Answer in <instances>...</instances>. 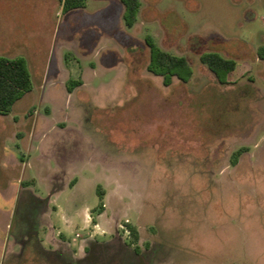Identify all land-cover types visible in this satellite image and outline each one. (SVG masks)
Instances as JSON below:
<instances>
[{
  "label": "rangeland",
  "instance_id": "374dc122",
  "mask_svg": "<svg viewBox=\"0 0 264 264\" xmlns=\"http://www.w3.org/2000/svg\"><path fill=\"white\" fill-rule=\"evenodd\" d=\"M140 1L128 26L121 0L70 9L61 0H0V55L24 57L33 82L10 112L18 118L0 129V264H66L49 242L60 230L72 243L66 252L84 255L98 185L110 230L87 250L99 264L123 251L105 243L115 232L133 240L127 221L147 263L264 264V61H255L264 0ZM99 8L109 9L104 29L94 23ZM147 36L188 58L189 81L166 85L149 70ZM60 48L68 66L60 81L87 82L71 94L51 82ZM207 51L238 67L220 82L200 59Z\"/></svg>",
  "mask_w": 264,
  "mask_h": 264
},
{
  "label": "trees",
  "instance_id": "16d2710c",
  "mask_svg": "<svg viewBox=\"0 0 264 264\" xmlns=\"http://www.w3.org/2000/svg\"><path fill=\"white\" fill-rule=\"evenodd\" d=\"M64 9L76 8L85 5L86 0H62ZM125 5L124 18L128 26H133L138 19L141 8L140 0H121ZM146 42L150 47L149 70L164 78L166 85L171 84L173 77L177 76L180 80L187 82L194 73L188 58L185 55L174 54L162 48L151 36H147ZM259 56L264 58V45L259 48ZM200 59L216 75L220 82H223V76L228 75L237 68V61L228 58L217 51H207L201 54ZM81 79L71 78L67 84L72 92L76 86L81 85ZM33 88L32 76L24 57H8L0 55V114H8L13 110L15 103ZM247 147H241L236 150L231 157L233 165L238 164L241 155ZM72 184H75L73 180ZM99 195V205L96 208L99 213L105 210V188L102 185L97 186ZM128 229L133 237L129 242L135 244V250L141 251L136 244L140 238L138 229L130 222H126Z\"/></svg>",
  "mask_w": 264,
  "mask_h": 264
},
{
  "label": "crops",
  "instance_id": "0c3cea01",
  "mask_svg": "<svg viewBox=\"0 0 264 264\" xmlns=\"http://www.w3.org/2000/svg\"><path fill=\"white\" fill-rule=\"evenodd\" d=\"M62 1V0H61ZM63 2V1H62ZM123 3V2H122ZM123 5H124V3H123ZM81 7H83V6H81ZM105 11H106V8H99V9H97L96 11H95V16H94V18H95V21H94V23H97L98 25H99V28H101V29H104L106 26H110L111 25V21L109 20V19H106V18H109V9H108V15L107 14H105ZM124 11H125V5H124V9H123V11H122V15H124ZM140 11H141V9H140ZM106 16H108V17H106ZM106 41V40H105ZM110 46V45H109ZM100 48V46H99V44H97L96 45V48H94L93 49V52H94V55H96L98 52H99V49ZM260 48V47H259ZM258 48V49H259ZM60 50H61V48H60ZM102 50V49H101ZM64 55H65V57H66V53H63L62 52V50L57 54V57L59 56L60 57V60H59V57H58V64H60L59 66V69L56 71V73H55V77H52V79H51V82H54V80H55V82H61L60 81V78H61V76L59 75V74H62V72H63V68L61 67V65L63 66V65H65V66H67L66 64H65V62H64ZM255 61H264V58H261L260 56H259V54L258 53H256V57H255ZM108 64V63H107ZM237 67H238V63H237ZM67 68H68V66H67ZM91 70H94V67H92L91 68ZM103 70V69H102ZM68 73H69V71H68ZM57 78V79H56ZM71 78H73V77H70L69 76V74L67 75V77H66V79H65V81H64V83H62L61 82V84H63V85H65L66 87H67V91L71 94L72 92H70L69 91V89H68V86H67V84H68V82H69V80L71 79ZM86 83L87 82H85V80H83V83L80 85V86H84V85H86ZM54 114H55V109L52 107V108H48V110H47V113H46V115H44V117H46L47 119H49L50 117L52 118V116H54ZM41 116V115H40ZM11 118H14V119H17L18 118V116H16V115H12L11 113H8V114H0V129H1V125H4L5 124V122H9L10 121V119ZM40 119V118H39ZM39 119L37 118V120L39 121ZM24 125H25V122H22ZM59 124H64V125H66V122L65 121H63V120H61V121H54L53 123H52V126H58ZM35 125V124H34ZM34 125H33V127H32V129H30L29 128V130H30V135H33V137L35 138V128H34ZM36 125H37V122H36ZM36 125H35V127H36ZM43 135H44V133H43ZM12 138H13V140H14V142H15V145H17V151L18 150H21L20 149V146H19V143H18V141L20 140L19 138H17V137H15V136H12ZM38 138V137H37ZM22 139H25V136L22 138ZM24 160V159H23ZM22 163H23V165H24V167L25 168H27V167H29V160H25V161H22ZM73 180H74V178L71 180V182H70V186H75L76 185V183L73 185L72 184V182H73ZM24 188H26V186L24 187ZM28 189H29V187H27ZM13 195L14 196H17L18 197V195H17V191L16 192H14L13 193ZM36 196L37 197H41V196H39V195H37L36 194ZM49 203H51V200H50V202ZM57 211H58V209H57ZM88 214V213H87ZM106 214V210L105 211H103L102 213H99V217H97V221H95L94 222V224H98L99 226L98 227H94L95 228V230L94 231H91V229H90V227H89V225H90V222L86 219V227L87 228H89V236L88 237H83V238H81V240H80V244L82 245V244H84L85 243V241H89V243H90V241H92V239L94 238V236L95 235H104V234H106V233H108L109 232V230L110 229H107V227L105 226V224L101 221V217L102 216H104ZM45 224H46V227H48V229L50 230V225H48V223L47 222H45ZM94 226V225H93ZM51 228H55L54 227V224H53V226H51ZM104 231V232H103ZM58 234H61L62 235V237H58V236H56V235H53V237L50 239V243L51 244H58V243H62V244H64V245H66L67 243H71L70 241H68L67 240V237L65 236V234H64V232L62 231V230H60L59 232H58ZM64 239V240H63ZM66 239V240H65ZM108 240H110V239H108ZM86 244V246L84 247V249L85 250H87V248L88 247H90L91 246V244ZM92 243V242H91ZM72 244V243H71Z\"/></svg>",
  "mask_w": 264,
  "mask_h": 264
},
{
  "label": "flooded vegetation",
  "instance_id": "af4514ba",
  "mask_svg": "<svg viewBox=\"0 0 264 264\" xmlns=\"http://www.w3.org/2000/svg\"><path fill=\"white\" fill-rule=\"evenodd\" d=\"M32 208H35V204L32 206ZM121 236L119 232H115L114 234V238L107 240L105 243L106 244H112L114 245V248L112 249V254H114L115 252H117V250H120L121 247H123V251L120 252V255L118 253H115L112 258H110L111 263L109 264H151V263H147L144 255L142 254V252H138L137 250H135V247L133 250H131L129 248V241L128 240H121ZM56 249H62L63 253L60 254L61 256V260L64 261L66 264H80L82 262H88L89 264H99L98 262L100 261V259L102 258L101 256H99V258H92L91 255V250L88 249L86 250L84 255H79V256H74L71 255V253H67L66 249L67 246L62 244V243H58ZM97 252H95L96 255ZM99 260V261H98ZM107 263V264H108Z\"/></svg>",
  "mask_w": 264,
  "mask_h": 264
},
{
  "label": "built area",
  "instance_id": "2783aa9c",
  "mask_svg": "<svg viewBox=\"0 0 264 264\" xmlns=\"http://www.w3.org/2000/svg\"><path fill=\"white\" fill-rule=\"evenodd\" d=\"M86 219L90 222L91 221V216L90 214L88 213L87 216H86ZM99 225L98 224H94V227H98ZM104 232V231H103ZM78 236H80V234H78Z\"/></svg>",
  "mask_w": 264,
  "mask_h": 264
}]
</instances>
